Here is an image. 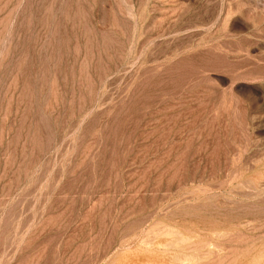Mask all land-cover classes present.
I'll return each instance as SVG.
<instances>
[{
    "label": "rangeland",
    "instance_id": "1",
    "mask_svg": "<svg viewBox=\"0 0 264 264\" xmlns=\"http://www.w3.org/2000/svg\"><path fill=\"white\" fill-rule=\"evenodd\" d=\"M0 264H264V0H0Z\"/></svg>",
    "mask_w": 264,
    "mask_h": 264
}]
</instances>
